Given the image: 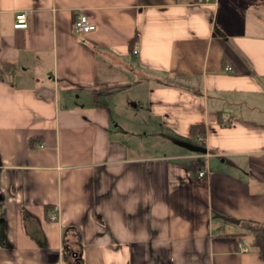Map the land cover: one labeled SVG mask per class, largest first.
Returning a JSON list of instances; mask_svg holds the SVG:
<instances>
[{
	"label": "crops",
	"instance_id": "obj_1",
	"mask_svg": "<svg viewBox=\"0 0 264 264\" xmlns=\"http://www.w3.org/2000/svg\"><path fill=\"white\" fill-rule=\"evenodd\" d=\"M221 8L0 0V264H263L224 223H264V32L243 30L264 14ZM134 81L172 153L123 142L110 96Z\"/></svg>",
	"mask_w": 264,
	"mask_h": 264
},
{
	"label": "rangeland",
	"instance_id": "obj_2",
	"mask_svg": "<svg viewBox=\"0 0 264 264\" xmlns=\"http://www.w3.org/2000/svg\"><path fill=\"white\" fill-rule=\"evenodd\" d=\"M245 4V0H221L222 8L219 13L230 9L238 15H246L247 12H255L258 16L264 14V0H262L259 8L256 3H254V5L251 4V7H245ZM243 30L246 32H264L260 27H252L249 22L246 23ZM144 86V83L137 84L134 81L129 87H124L117 92H113L110 96L111 101L109 99V106L114 118H120L122 113L124 115L122 117V122L126 130L122 137L124 143L139 148L141 154L167 155L172 153L170 152V149H175L176 146L166 137L168 133L159 126L158 122L147 116ZM106 100L107 97L103 96L102 101L106 102ZM132 101L139 103L135 109L131 108ZM128 105H130V107ZM180 151L188 154L191 152L185 147L180 148ZM227 222L224 223V225L232 231L241 230L238 226H234L233 223L231 224V222H229L228 224ZM226 231L230 232L228 229H226ZM245 236L248 237L247 234H245Z\"/></svg>",
	"mask_w": 264,
	"mask_h": 264
},
{
	"label": "trees",
	"instance_id": "obj_3",
	"mask_svg": "<svg viewBox=\"0 0 264 264\" xmlns=\"http://www.w3.org/2000/svg\"><path fill=\"white\" fill-rule=\"evenodd\" d=\"M136 37H134V40ZM132 45V44H131ZM130 45V49L132 48ZM203 126L202 125H191L190 126V135H203ZM237 226L241 228L240 232L235 234L236 239H242L245 234L248 235V245L249 248H254L259 254L261 260L264 264V223L251 221V220H237Z\"/></svg>",
	"mask_w": 264,
	"mask_h": 264
},
{
	"label": "built area",
	"instance_id": "obj_4",
	"mask_svg": "<svg viewBox=\"0 0 264 264\" xmlns=\"http://www.w3.org/2000/svg\"><path fill=\"white\" fill-rule=\"evenodd\" d=\"M200 1V3H205L208 0H198V2ZM30 13V11L24 10V11H20L17 12L14 15V21H13V28L16 29H24L27 28L28 24H27V18L28 14ZM94 28L93 23L90 21V19L83 13H79L75 16V18L73 19L72 22V32L74 34H84L87 33L89 31H91ZM136 51L134 50L133 53H135ZM226 70H230V67H225ZM204 156H208L207 151H205L204 153H201ZM206 170L204 169H198L197 170V176L198 177H203L206 174ZM55 219V213H53L50 216V221H53ZM239 249L241 251H246V247L243 246L242 244L239 245Z\"/></svg>",
	"mask_w": 264,
	"mask_h": 264
},
{
	"label": "water",
	"instance_id": "obj_5",
	"mask_svg": "<svg viewBox=\"0 0 264 264\" xmlns=\"http://www.w3.org/2000/svg\"><path fill=\"white\" fill-rule=\"evenodd\" d=\"M179 144L190 151L201 152V153H204L206 151L204 147L197 144H191L185 142H180ZM226 220L229 222L237 223V220L233 218H226Z\"/></svg>",
	"mask_w": 264,
	"mask_h": 264
}]
</instances>
